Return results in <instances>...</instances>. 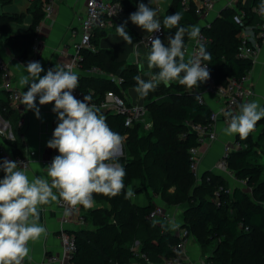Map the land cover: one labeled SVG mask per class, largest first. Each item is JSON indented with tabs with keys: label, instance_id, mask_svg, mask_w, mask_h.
Masks as SVG:
<instances>
[{
	"label": "trees",
	"instance_id": "obj_1",
	"mask_svg": "<svg viewBox=\"0 0 264 264\" xmlns=\"http://www.w3.org/2000/svg\"><path fill=\"white\" fill-rule=\"evenodd\" d=\"M9 2L11 0H0L1 4ZM140 2L151 7L149 0H122L123 11L134 13ZM259 3L260 0H250L249 5H244L242 0H236L233 6L221 9L209 25L200 28L207 38L203 47L211 55L210 60L204 61L216 85H224L230 78L238 79L251 69L252 59L236 57L239 27L232 15L236 10H246L245 23L255 25L260 18L249 9ZM42 5L43 0H30L31 22L25 27L9 25L10 22L21 24L22 14H0V32L21 61L33 55L35 25L44 13ZM195 7L192 0L186 7L181 0H171L165 14L181 12L183 18L179 26L187 28L198 19ZM122 24L118 20L113 27L116 30V26ZM105 32L95 30L91 37L94 50H82V67L97 66L106 74H115L120 68L121 83L117 86L106 76L89 75L83 76L85 81L78 83V87L83 100L88 96L89 102L100 99L107 90H113L128 102L124 92L136 86L133 77L139 75V69L135 64L115 59L111 50L98 47V38ZM184 40L186 43L187 35ZM198 95L194 88L188 89L178 82L168 87L161 83L144 98L146 116L151 121L145 135H138L140 123L125 126L122 114L96 108L114 132L125 135L123 152L117 157L126 171L124 184L139 179L147 202L138 204L125 198L126 187L115 197L93 194L95 202L103 206L86 209L83 225L67 230L73 233L76 242L75 264H126L135 258L130 250L134 240L139 241V250L148 258V261L135 258L138 264H162L163 257L173 255L172 246L178 236L169 231L163 221L148 217L154 195L167 206H182L180 227L187 229L201 253H207L206 264H264V206L261 204L264 201V166L254 164L251 159L257 146L264 148V118L256 124H261L256 135L250 133L243 140L235 135L234 139L246 146L231 151L227 159L228 169L235 177L244 178L250 191L238 185L229 190L228 181L210 170L197 180L189 166L188 149L198 146L199 142L196 134L188 130L186 121L206 124L211 114V108L199 102ZM0 116L7 121L10 132V137H3L2 142L12 155H24L17 125L19 114L10 107L8 93L2 88ZM3 176L0 169V179ZM219 186L217 203L213 197Z\"/></svg>",
	"mask_w": 264,
	"mask_h": 264
},
{
	"label": "clouds",
	"instance_id": "obj_2",
	"mask_svg": "<svg viewBox=\"0 0 264 264\" xmlns=\"http://www.w3.org/2000/svg\"><path fill=\"white\" fill-rule=\"evenodd\" d=\"M257 14L264 17V0H260ZM182 18L181 12L163 18L165 29H176L165 46L159 37H151L161 29L156 9L140 2L137 11L130 14V21L150 34L148 69H158L148 73V80L140 75L133 77L139 98L147 97L161 83L168 87L178 82L193 89L209 79L207 65L202 64V60H210L211 55L203 46L186 59L184 37L196 40L200 27H180ZM125 24L116 26V32L126 44H133ZM23 67L26 74L21 75L19 84L28 90L23 91L21 104L26 110H34L39 118L37 96L39 105L54 102L52 111L57 114L59 123L47 147L57 149L59 155L46 167L50 179L36 177L30 181L17 162L5 159L0 164L4 172L0 179V264H22L29 254L28 242L46 233L38 223V206L62 199L71 208L81 205L91 209L95 206L93 194L115 197L125 189L126 171L117 162L125 138L109 127L106 118L90 105L88 96L83 101L75 98L73 90L78 87L79 78L72 66L56 64L43 77L40 74L44 69L39 62H29ZM221 112L227 121L223 132L228 136L238 134L242 140L264 118V107L255 100L242 103L238 112ZM133 195L132 187L128 186L125 198ZM65 214H69V209Z\"/></svg>",
	"mask_w": 264,
	"mask_h": 264
},
{
	"label": "crops",
	"instance_id": "obj_3",
	"mask_svg": "<svg viewBox=\"0 0 264 264\" xmlns=\"http://www.w3.org/2000/svg\"><path fill=\"white\" fill-rule=\"evenodd\" d=\"M85 1L86 0H57L52 4V11L49 16L42 18L39 23V28L36 32L37 38L34 41L33 55L26 61H21L17 53L9 48L5 43V36L0 32V59L8 65L12 80L22 93L28 90L27 87L22 88L19 84L21 75L26 74L23 65L33 61L39 62L44 69L40 74L41 77H43L47 70L54 68L56 64L63 66L72 54V45L78 39V33L75 29L77 30L79 20L84 15ZM168 1L152 0L150 3L151 7L157 10L159 19L162 17V10H165L166 13V9L170 5L167 4ZM192 1H194L196 5V0ZM235 1L236 0H214L212 6L198 15V19L192 25H197L200 28L204 25H209L210 22L219 15L221 9L226 6L234 5ZM242 2L244 5H249L250 0H242ZM29 5L30 0H11V2L6 4L0 3V14H22L23 21L21 24L10 22L9 25L13 28L19 26L25 27L31 22V14L28 11ZM118 20H121L123 24L127 22L125 26L128 27L127 31L132 37L133 44H126L122 38L118 36L114 27H112L111 29L105 30L106 32L98 38V47L111 50L117 60H122L127 64H135L139 69V75L143 79L148 80V73L150 71H158V69L150 70L147 66V54L150 47H146L142 39L148 33L134 25L128 18V15L123 16V14H121L116 22ZM160 20L162 21V18ZM174 34L175 30L172 29V35L168 36V38L174 36ZM163 37L164 36L161 37V41L166 43L168 38L162 39ZM192 41L193 40H190L187 36L185 45L190 44ZM89 75L92 74L80 72L78 75L79 83L83 84L85 81L83 76ZM246 78V84L252 89V94L243 100L240 105L255 100L264 107V40L261 42L260 48L256 53L251 69L246 73ZM135 87L136 86L129 87L124 92L125 98L128 101L143 104L144 98L141 99L138 97V94L134 90ZM194 91L202 96L204 102L211 108V111H219V115L214 122L216 138L210 143L205 142L199 146L197 176L200 177L205 171L210 170L214 173L221 174L228 183L231 184L233 182L232 179L235 178L233 173H231V171L229 172V170L224 171L218 169L216 167V162L220 157L223 144L232 141L236 134L228 136L223 132V129L227 126V122L224 120V115L220 111L221 103L217 100L214 93L208 89L207 82L198 83ZM36 104L40 110L39 118H37L34 110H26V106L21 104V101L18 103L16 109L17 113L19 115L22 114L24 117L22 124L18 125V131L22 137L24 154L27 155L30 160L26 168L20 166L19 168L26 172L30 181L36 177L48 178L47 168L42 160L52 151V148L47 147V143L53 137V127L59 123L57 114L52 111L54 102L46 105H39V96H37ZM238 110L239 108H237L236 112H238ZM0 127L5 129L8 127L7 121L1 116ZM7 133L10 135L9 130H7ZM128 186H131L134 192V195L131 197L132 201L138 204H145L147 202L146 194L142 190L139 179H133L130 183L126 184V190ZM139 188L140 190H138ZM53 192L58 195L56 189H53ZM157 197L156 195L152 197L154 203L157 201ZM167 208L169 211H174L175 213V222H167L168 230L175 234L180 227H176V224L180 222L179 213L181 209L178 205L168 206ZM38 211V223L46 229V233L42 234L38 239L28 242L29 254L23 260V264H58L57 262L48 261L46 257L59 250V230H74L83 224L74 222L61 223L60 219L63 212L57 207L56 201L38 206ZM169 219H173V217L167 220ZM160 220L159 218L157 222H160ZM184 250L189 258L188 264H200L202 254L198 244L192 236L185 242Z\"/></svg>",
	"mask_w": 264,
	"mask_h": 264
},
{
	"label": "built area",
	"instance_id": "obj_4",
	"mask_svg": "<svg viewBox=\"0 0 264 264\" xmlns=\"http://www.w3.org/2000/svg\"><path fill=\"white\" fill-rule=\"evenodd\" d=\"M57 0H43V17L49 16L52 11V4ZM214 0H196L195 13L200 15L204 10L210 8ZM122 0H86L85 1V12L84 15L80 18L77 30L78 39L72 45V54L69 56L67 61L63 66L70 65L73 70L79 75L80 72L92 75H103L114 81L117 86L120 85L122 78L119 75L115 74H106L97 66H90L88 68L82 67L83 64V49L94 50V46L91 42V37L93 36L95 30L111 29L116 20L121 16L123 12ZM189 0H181V4L185 7L188 5ZM233 6V5H232ZM257 7L254 6L249 9L257 17L260 18V21L253 24H246L245 19L248 16L246 10H236L232 15L234 22L238 25L239 31L237 32V37L239 38V44L236 49V57L238 58H249L252 59V62L256 56L257 51L260 48L261 42L264 40V17L257 14ZM41 18V19H42ZM35 25V32L39 28V23ZM164 34L163 25L161 23V29L158 32L151 34L153 39L161 37ZM150 34H147L142 42L146 47H150V41L148 39ZM37 38V35L34 36V41ZM207 41V38L200 31V35L196 40H193L190 44L185 45V53L187 58L198 51V49L203 46ZM34 48V43H33ZM202 64H208L202 60ZM210 74V73H209ZM247 78L246 74L240 78H230L228 82L224 85H216L214 82L213 76L210 74L209 79L206 81L208 84V89L214 93L217 100L221 103V110L223 111H237V106L240 103L251 96L252 89L246 84ZM0 88L4 89L8 93V100L10 107L15 110L18 107V103L21 101L22 92L14 83L11 77V71L2 59H0ZM73 95L76 99L83 101V93L79 87L73 90ZM198 101L204 102L202 96L198 95ZM90 105H93L95 108L102 110H107L110 112H115L123 115V124L125 126H131L133 123H144V126L150 128V123H145L146 119V108L144 104L137 102L126 101L120 94L114 92L113 90H107L104 92L103 96L98 100H92L89 102ZM220 110V111H221ZM219 111H211L209 121L206 124L192 123L186 121L188 130L196 134V139L199 142L198 146H192L188 149L189 152V166L191 171L196 176L197 180V166H198V157H199V146L201 144L210 143L216 138V133L214 129V122L217 119ZM226 121L225 116L223 117ZM24 120L23 115H19L17 120V125H21ZM227 122V121H226ZM57 125L53 127L56 128ZM257 126V125H256ZM185 133H182L184 135ZM3 137H10L7 133V129L0 127V164L3 163L5 159L9 161H15L18 163V166L26 168L29 165V158L27 155H12L10 150L7 149L6 145L2 142ZM246 144L233 139L230 142L223 144V148L220 153V157L216 162V167L220 170L228 171L227 159L229 154L233 150H237L245 147ZM59 155L57 149H52L48 156L44 157L42 162L45 167L50 166L53 158ZM230 172V170H229ZM232 173V172H231ZM240 183H245L244 178L236 179ZM221 186H219L214 191V201L218 203V196L220 194ZM57 207L63 212L60 222L61 223H84V214L86 212L85 208H82L81 205H77L75 208H71L66 202L62 199L56 201ZM264 206V201L261 202ZM96 206V204H95ZM167 207L163 205H158L154 203L153 208L148 213V217L155 218L157 216L162 217L163 219L171 218L172 212L166 209ZM69 209V214H65V210ZM179 227V226H178ZM178 231L175 233L178 236V241L172 246L173 255L170 257H163L161 259L162 264H188L189 258L184 250L185 242L190 237L187 229L179 227ZM59 239V250L57 252L47 255L46 259L48 261L57 262L58 264H75V253H76V242L73 233L68 232L67 230H59L58 232ZM130 250L133 253L135 258H143L148 261V258L144 253L139 250V241L134 240L130 245ZM135 258L129 261L126 264H138ZM23 264V262H22ZM200 264H206L205 259L200 260Z\"/></svg>",
	"mask_w": 264,
	"mask_h": 264
},
{
	"label": "rangeland",
	"instance_id": "obj_5",
	"mask_svg": "<svg viewBox=\"0 0 264 264\" xmlns=\"http://www.w3.org/2000/svg\"><path fill=\"white\" fill-rule=\"evenodd\" d=\"M168 0H166V2H167ZM167 4H170V0L168 1V3ZM122 14H123V16H126V15H128V18H129V16H130V14L129 13H127V12H122ZM161 15H162V20H163V18L165 17V10H162V12H161ZM157 18H158V15H157ZM160 18V19H161ZM159 19V18H158ZM162 22V21H161ZM163 25V24H162ZM163 29H164V37L162 38V39H166V38H168V36H170V35H172V29H165L164 27H163ZM141 104V103H140ZM151 123V121H150V118H149V116H146V119H145V123ZM260 128H261V125H257L256 126V128L251 132V134L252 135H256L258 132H259V130H260ZM148 130H149V127H146V125L144 126V123H141L140 124V127H139V129H138V135H145L147 132H148ZM124 138H125V135H122ZM123 147V146H122ZM122 152L123 151H121V154H122ZM120 154V155H121ZM252 159V162L254 163V164H256V165H261V166H264V148L261 146V145H259V146H257L256 147V149H255V153H254V155H253V157L251 158ZM236 179H238L237 177H235V178H233L232 179V183L231 184H229L228 183V188H229V190L232 188V187H234V186H236V185H238V186H241L243 189H245V190H248V191H250V188L247 186V184H246V182L245 183H240V182H238ZM155 196V195H154ZM156 196H158V195H156ZM156 204H158V205H163V206H165V207H168L166 204H164L163 202H162V200L159 198V196L156 198ZM160 202H162V203H160ZM96 203V206H103V204L101 203V202H98V201H96L95 202ZM167 210H168V208H166ZM180 209L182 210V206H180ZM172 217H173V219H169V220H167L168 218H166V219H163V218H161L160 216H158L161 220L160 221H163L167 226H168V224H167V222H169V221H172L173 223L175 222L174 221V219H175V213H174V211H172ZM179 216H180V222L178 223V224H176V227H178V226H180V224H181V212L179 213ZM158 217H155L154 219L156 220V221H158ZM178 218V217H177ZM194 239V238H193ZM196 242V241H195ZM213 245H214V243H213ZM210 250H208V252H209ZM202 255H201V259H203L205 256H206V254L207 253H201Z\"/></svg>",
	"mask_w": 264,
	"mask_h": 264
},
{
	"label": "water",
	"instance_id": "obj_6",
	"mask_svg": "<svg viewBox=\"0 0 264 264\" xmlns=\"http://www.w3.org/2000/svg\"><path fill=\"white\" fill-rule=\"evenodd\" d=\"M116 75H120V68L116 71Z\"/></svg>",
	"mask_w": 264,
	"mask_h": 264
}]
</instances>
